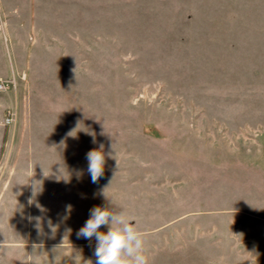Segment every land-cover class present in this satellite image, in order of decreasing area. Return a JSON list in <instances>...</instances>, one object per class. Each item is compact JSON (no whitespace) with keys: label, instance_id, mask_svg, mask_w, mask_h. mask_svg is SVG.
<instances>
[{"label":"rangeland","instance_id":"rangeland-1","mask_svg":"<svg viewBox=\"0 0 264 264\" xmlns=\"http://www.w3.org/2000/svg\"><path fill=\"white\" fill-rule=\"evenodd\" d=\"M0 79V264H264V0H0Z\"/></svg>","mask_w":264,"mask_h":264},{"label":"clouds","instance_id":"clouds-1","mask_svg":"<svg viewBox=\"0 0 264 264\" xmlns=\"http://www.w3.org/2000/svg\"><path fill=\"white\" fill-rule=\"evenodd\" d=\"M86 158L91 182L97 183L104 174L105 155L102 150H92ZM67 208L70 209L71 205ZM101 226H107V232L101 231ZM77 236L89 241L95 238L96 264H149L144 253L142 234L134 226L132 218L127 217L123 211L114 210L112 206H94L90 209V217L79 229Z\"/></svg>","mask_w":264,"mask_h":264},{"label":"built area","instance_id":"built-area-1","mask_svg":"<svg viewBox=\"0 0 264 264\" xmlns=\"http://www.w3.org/2000/svg\"><path fill=\"white\" fill-rule=\"evenodd\" d=\"M11 86L10 80L0 79V92L5 91ZM9 119L12 118L11 114L8 116Z\"/></svg>","mask_w":264,"mask_h":264}]
</instances>
